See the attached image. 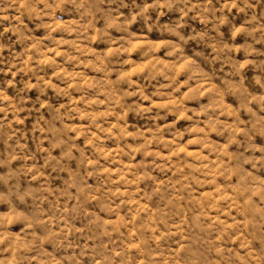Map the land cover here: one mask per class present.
I'll use <instances>...</instances> for the list:
<instances>
[{
	"label": "clouds",
	"instance_id": "9594fccd",
	"mask_svg": "<svg viewBox=\"0 0 264 264\" xmlns=\"http://www.w3.org/2000/svg\"><path fill=\"white\" fill-rule=\"evenodd\" d=\"M0 264H264V0H0Z\"/></svg>",
	"mask_w": 264,
	"mask_h": 264
}]
</instances>
